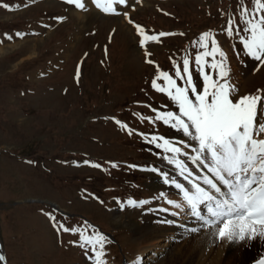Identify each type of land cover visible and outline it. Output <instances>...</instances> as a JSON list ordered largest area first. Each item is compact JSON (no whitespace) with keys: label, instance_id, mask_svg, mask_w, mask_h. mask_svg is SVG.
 <instances>
[{"label":"rangeland","instance_id":"rangeland-1","mask_svg":"<svg viewBox=\"0 0 264 264\" xmlns=\"http://www.w3.org/2000/svg\"><path fill=\"white\" fill-rule=\"evenodd\" d=\"M82 2L83 9L66 0H0L4 264H97V253H102L103 264H131L139 251L134 227L142 223V211L158 206L157 193L165 184L159 177L167 172L164 157L172 155L156 147L163 145L162 140L149 141L153 135L164 137L175 147L174 141L183 135L147 119L155 117L153 109L179 111L151 81L166 71L183 86L175 77L174 64L182 69L188 57L193 80L202 90V76L195 70L197 52L205 51L196 43L202 33H213L230 72L240 76L232 99L264 95V65L245 55L235 34V25L244 27L242 7L252 10L253 0H127L113 5L115 13ZM229 18L234 21L233 36L225 31ZM136 25L145 36L172 35L146 40L142 47ZM215 60H220L219 52ZM203 61L214 59L202 57ZM204 71L217 79L213 69L205 66ZM157 82L165 83L163 77ZM144 163L157 165L162 172L150 171L152 166L135 169ZM29 199L52 201L63 212ZM54 222L79 228L85 237L102 236L103 248L96 244L93 250L80 241V233L58 232ZM153 251L149 254L154 257L158 252ZM146 259L148 254L143 264Z\"/></svg>","mask_w":264,"mask_h":264},{"label":"snow or ice","instance_id":"snow-or-ice-1","mask_svg":"<svg viewBox=\"0 0 264 264\" xmlns=\"http://www.w3.org/2000/svg\"><path fill=\"white\" fill-rule=\"evenodd\" d=\"M66 3L79 9L85 8L82 0H66ZM92 3L105 13H115L116 8L113 5L126 4L127 0H92ZM253 3L252 10L242 7L240 18L244 20V27L241 30L239 25H235V34L243 45L245 55L264 65V15H261L264 12V0H253ZM57 19L62 20L63 18L57 17ZM136 28L143 37L139 41L142 47L146 40L159 41L160 37L172 35L160 32L145 36L140 25H136ZM225 31L228 36H233L234 21L232 18L228 19ZM16 35L23 34L17 33ZM209 38H211L210 51L207 50ZM196 43L205 49L204 52H197L195 56V70L203 79L202 90H198V85L193 80L189 58L184 57L182 69L174 64L175 77L184 82L183 86H178L177 80L166 71L158 72L156 78L151 81L152 87L158 92L166 93L179 111L161 112L153 109L156 113L155 117L147 118L153 123L161 121L164 125L181 132L187 140L176 141L177 144L183 145V148L170 147L171 141L155 135L149 143L157 140L163 141V145L157 143L156 147H163L166 152L172 153L164 159L174 164L179 176L191 186L186 187V184L179 182L176 177L161 173L166 184L174 185L182 193L186 209L194 217L203 219L198 209L202 205H207V211L224 225L220 230V236L230 242L237 239L244 242L254 237L244 234L243 225H233V230L230 232L225 229L228 227L230 217L242 221L246 217L251 219L257 216L261 218L260 223L264 224V112L261 111V108H264V95H243L234 101L232 97L237 89L230 82V69L225 63L226 54L218 47L213 33L210 31L202 33ZM217 52H219L220 60H215ZM149 55L150 53L146 52V56ZM208 56L213 57L214 62H202V57ZM146 62L153 63L151 60H146ZM205 66L215 71L216 80L204 71ZM79 77L78 66L77 82ZM161 77L165 82L163 85L157 82ZM116 123L121 127H127L118 120ZM184 149H191V153ZM177 154L185 157L204 174L201 175L200 172L190 169L184 159L177 158ZM95 166L99 167V165ZM190 177L195 179L192 180ZM195 181H202L203 185L208 187L205 188ZM222 186L227 188L225 195L228 198L220 201L215 193H220ZM213 202H215V208L211 206ZM136 203V201H128V204L133 206ZM139 203L143 204L146 201ZM168 203L174 204L178 209L182 207V204L176 201L169 200ZM48 215L51 220L56 221L55 216L51 213ZM53 227L58 232L63 230L80 233V241L92 245L93 250L96 244L103 248L104 238L102 236L85 237L79 228H68L59 222H54ZM259 235L264 236V232ZM73 243L77 242L73 241ZM84 243H80V247H84ZM101 255L102 253H97V264H102L99 260ZM5 259L4 255H0V264H4Z\"/></svg>","mask_w":264,"mask_h":264},{"label":"bare ground","instance_id":"bare-ground-1","mask_svg":"<svg viewBox=\"0 0 264 264\" xmlns=\"http://www.w3.org/2000/svg\"><path fill=\"white\" fill-rule=\"evenodd\" d=\"M91 3L92 0H88L89 7L92 6ZM230 82L235 87L239 85L240 76L237 71L230 72ZM261 111L264 112V108H261ZM178 147L183 148V145L179 144ZM184 151L191 153V149ZM177 158L184 159L190 169L200 172L201 175L204 174L182 155L177 154ZM167 169L169 177H176L179 182L185 183L186 187H191L179 176L174 164L169 163ZM190 179L195 178L190 177ZM195 182L205 188L208 187L203 185L202 181ZM221 192H226L223 186ZM218 194L215 193L216 196ZM157 198L159 204L154 207L156 209L142 211V223L134 227V239L139 244V251L133 264H142L140 258L146 254L149 260L146 259L148 261L145 264H264V236L259 235L264 232V226L250 224L246 219L242 221L230 219L225 231H232L233 225H243L244 234L254 237L244 242L238 239L230 242L220 236L221 226L217 223L219 220L207 211L206 205L198 209L201 213L211 216L209 225L205 227L201 219L194 217L186 209L183 195L174 185L167 184L160 188ZM169 200L181 203L182 207L176 208L174 204L168 203ZM118 216V214L114 215L115 218ZM202 226L204 228H201ZM153 250L158 252L154 257L149 254L151 251L154 254Z\"/></svg>","mask_w":264,"mask_h":264}]
</instances>
